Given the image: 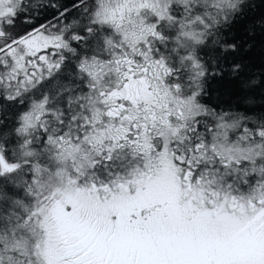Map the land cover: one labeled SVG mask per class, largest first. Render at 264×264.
I'll return each instance as SVG.
<instances>
[{
	"label": "snow or ice",
	"instance_id": "1",
	"mask_svg": "<svg viewBox=\"0 0 264 264\" xmlns=\"http://www.w3.org/2000/svg\"><path fill=\"white\" fill-rule=\"evenodd\" d=\"M0 264H264V0H0Z\"/></svg>",
	"mask_w": 264,
	"mask_h": 264
}]
</instances>
